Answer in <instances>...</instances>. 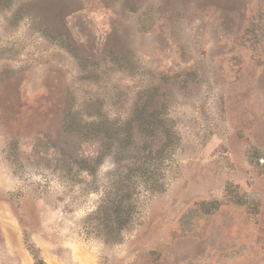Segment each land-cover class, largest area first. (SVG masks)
<instances>
[{
    "label": "rangeland",
    "instance_id": "1",
    "mask_svg": "<svg viewBox=\"0 0 264 264\" xmlns=\"http://www.w3.org/2000/svg\"><path fill=\"white\" fill-rule=\"evenodd\" d=\"M0 264H264V0H0Z\"/></svg>",
    "mask_w": 264,
    "mask_h": 264
}]
</instances>
